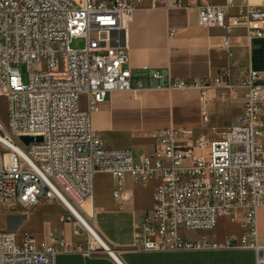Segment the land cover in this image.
I'll return each mask as SVG.
<instances>
[{"label": "built area", "instance_id": "built-area-1", "mask_svg": "<svg viewBox=\"0 0 264 264\" xmlns=\"http://www.w3.org/2000/svg\"><path fill=\"white\" fill-rule=\"evenodd\" d=\"M143 0H0V145L7 158L0 165V203L35 207L57 199L64 210L61 222H72V232L85 234V253L106 250L119 261L96 228L86 204L93 196L94 178L108 174L113 197L124 195L123 180H155L149 210L134 224V249L142 251H199L252 249L256 264H264V245L258 242L257 209L264 204V109L259 71L248 69L243 113L222 138H194L189 128L172 127L152 132L155 143L147 153L108 148L91 121L106 96L114 90L138 91L150 86L200 90L229 87L228 68L208 78L172 79L162 84L160 71L147 65L144 74L128 66L126 33L135 7ZM159 0H150L151 6ZM180 0H173L172 6ZM197 3L198 22L230 31L239 25L249 37H264V2L239 5ZM84 37L81 49L73 38ZM232 40L224 35L220 48L230 57ZM18 62L26 64L24 82ZM85 96L86 107L79 105ZM20 136L41 140L25 144ZM79 214V215H78ZM234 216L244 233L221 240H189L180 231L212 230L219 220ZM17 235L0 229V264H54L59 253L80 246L50 234L36 243L23 230Z\"/></svg>", "mask_w": 264, "mask_h": 264}, {"label": "crops", "instance_id": "crops-1", "mask_svg": "<svg viewBox=\"0 0 264 264\" xmlns=\"http://www.w3.org/2000/svg\"><path fill=\"white\" fill-rule=\"evenodd\" d=\"M172 1L159 0L151 6L150 0H143L135 7L126 33H120L122 42L127 46L128 66L132 72L144 74L140 68L147 65L163 74L161 83L165 84L168 75L177 80L208 78L213 81L221 69L228 68L230 86L222 88L223 95L219 88L212 86L202 100L197 88L187 91L163 85L159 88L155 81L135 92H110L101 103L99 111L91 117L94 131L108 148L147 153L155 143L151 133L170 127L189 128L194 133V138L202 137L206 141L222 138L228 127L242 117L245 90L240 82L248 69L259 71L262 75L260 83L264 109V37L247 36L246 28L242 25L227 31L219 27L206 28L198 22L197 3L221 5L224 0H180V4L175 6L171 5ZM245 2L260 4L264 0H233V5L228 8L229 14L235 15L239 5ZM224 35L232 40L233 55L230 57L220 48ZM79 105L86 107L84 95L81 96ZM4 159L3 154L0 165ZM110 179L113 183L111 177ZM136 183H151L152 187L147 188V197H139L136 188H133ZM123 184L124 195L118 200L113 197V183L112 190L94 191L86 204V208L95 216L97 230L119 263L256 264L252 249L183 252H147L134 249L131 246L134 224L144 211L152 207V192L157 182H137L126 175ZM43 205L49 206L57 218L64 210L61 202L55 198L41 200L35 208ZM64 226L67 228L65 233L49 229L46 237L36 241L39 244L46 241L50 234L58 233L68 243L80 246L81 249L57 254L54 264H118L104 249L85 253V234L72 232V222H65ZM257 226L258 242L264 245V204L257 209ZM180 233L189 240L213 241L225 237L238 238L244 230L238 218L229 216L221 218L212 230L182 229Z\"/></svg>", "mask_w": 264, "mask_h": 264}, {"label": "rangeland", "instance_id": "rangeland-1", "mask_svg": "<svg viewBox=\"0 0 264 264\" xmlns=\"http://www.w3.org/2000/svg\"><path fill=\"white\" fill-rule=\"evenodd\" d=\"M84 37L73 38L71 40V47L74 49H81L85 45ZM15 66L19 69L23 81H27V68L23 62H18ZM4 107H0V116L3 117ZM6 149L0 145V157L3 156ZM138 182V181H137ZM94 191H108L112 190L113 183L108 175H97L94 179ZM152 187L151 183L144 185L136 183L133 188L139 197H147V188ZM132 188V189H133ZM46 202V201H45ZM45 204V203H44ZM12 229L17 235L16 243L19 244L23 229L31 231L36 241L47 236L49 229L58 232H66L67 228L64 223L59 221L51 211L49 206L43 205L39 208L35 207H21L18 204H4L0 203V229ZM83 234L82 231H80ZM54 233V232H53ZM56 233V232H55ZM58 234V233H57Z\"/></svg>", "mask_w": 264, "mask_h": 264}, {"label": "water", "instance_id": "water-1", "mask_svg": "<svg viewBox=\"0 0 264 264\" xmlns=\"http://www.w3.org/2000/svg\"><path fill=\"white\" fill-rule=\"evenodd\" d=\"M20 139H22L25 144H29L32 141L41 140L42 138L40 136H36L35 138L30 136H20Z\"/></svg>", "mask_w": 264, "mask_h": 264}, {"label": "bare ground", "instance_id": "bare-ground-1", "mask_svg": "<svg viewBox=\"0 0 264 264\" xmlns=\"http://www.w3.org/2000/svg\"><path fill=\"white\" fill-rule=\"evenodd\" d=\"M4 155H5V159H4V160H6V158H7L6 152L4 153ZM78 215H79V214H78Z\"/></svg>", "mask_w": 264, "mask_h": 264}]
</instances>
